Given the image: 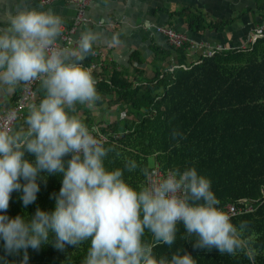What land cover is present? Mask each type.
Instances as JSON below:
<instances>
[{
	"label": "clouds",
	"instance_id": "1",
	"mask_svg": "<svg viewBox=\"0 0 264 264\" xmlns=\"http://www.w3.org/2000/svg\"><path fill=\"white\" fill-rule=\"evenodd\" d=\"M62 26L59 15L30 9L11 14L8 26L0 29V86L39 79L45 91L29 108L26 130L0 129V264H10L9 256L21 257L11 264H29V249L50 245L65 252L88 239L82 264H195L185 251L170 259L153 253L159 243H174L178 222L198 237L194 248L221 254L247 249L252 259L241 239L246 224L238 229L231 222L218 207L211 181L195 167L169 170L166 178L150 180L139 190L123 179L121 169L105 167L111 149L69 114L76 103L99 98L91 70L81 63L97 37L82 32L78 48L72 49L58 44ZM126 166L132 170L136 164ZM51 175L61 184L52 194V210L37 207L29 218L7 214L14 191L27 208L37 200L40 182ZM145 230L153 243L143 239Z\"/></svg>",
	"mask_w": 264,
	"mask_h": 264
},
{
	"label": "trees",
	"instance_id": "2",
	"mask_svg": "<svg viewBox=\"0 0 264 264\" xmlns=\"http://www.w3.org/2000/svg\"><path fill=\"white\" fill-rule=\"evenodd\" d=\"M201 23V18L194 17L191 29L201 30ZM188 47L178 49L176 65L168 68L159 63L172 54L157 50L153 77L130 80L127 72L118 71L116 66L106 77L91 73L98 100L103 99L98 106H103L104 97H111L109 105L119 107L114 123L94 124L93 111L80 103L69 114L76 115L91 133L97 127L109 138L103 144L111 149L104 158L105 167L121 169L123 179L134 189L148 184L149 174L157 167L165 173L195 167L198 174L211 181L219 208L229 204L253 208L231 218L238 229L242 222L246 224L241 239L252 250V259L247 249L221 254L215 249L194 248L198 237L187 233L179 222L174 243L154 247L158 259H170L174 253L185 251L192 254L195 264H264V37L247 50L219 51L189 65ZM93 61L91 51L81 63L89 69ZM36 92L39 104L45 95L41 83ZM28 112L16 122L14 132L26 130ZM70 158L71 154L65 157ZM133 161L136 167L129 170L126 165ZM40 183L37 200L27 208L19 200V193H12L7 209L10 217L24 214L29 218L28 213H34L37 207L52 210L55 200L51 197L59 192L60 180L51 175ZM143 239L154 242L147 230ZM89 247L90 239L65 252L50 245L39 251L29 249V264H82ZM19 259L8 257L10 264Z\"/></svg>",
	"mask_w": 264,
	"mask_h": 264
},
{
	"label": "crops",
	"instance_id": "3",
	"mask_svg": "<svg viewBox=\"0 0 264 264\" xmlns=\"http://www.w3.org/2000/svg\"><path fill=\"white\" fill-rule=\"evenodd\" d=\"M30 9L53 12L62 18L58 42L71 31L78 13L75 5L65 1L44 4V0H0V29L8 26L11 14ZM87 15L92 23L81 25L72 38L77 43L82 32L96 35L91 49L94 58L89 68L91 73L106 77L116 66L118 71L127 72L130 80H137L154 76L157 50L172 54L159 64L167 68L176 65L178 49L159 28L183 33L201 46L200 50L187 53L188 65L207 56L211 47L228 48L225 53L251 48L256 30L264 27V0H93ZM194 17L202 19L201 30L191 29ZM19 94L20 84L12 88L0 86V106H12ZM104 99L102 107L98 103L103 99L85 103L93 111L94 124H112L119 118V107L109 105L113 98ZM122 113L123 118L125 113Z\"/></svg>",
	"mask_w": 264,
	"mask_h": 264
},
{
	"label": "built area",
	"instance_id": "4",
	"mask_svg": "<svg viewBox=\"0 0 264 264\" xmlns=\"http://www.w3.org/2000/svg\"><path fill=\"white\" fill-rule=\"evenodd\" d=\"M54 1H65L75 5L78 9V13L74 19L73 28L69 33H66L62 36L61 41L58 44H63L72 49L78 48V45L73 41L72 34L81 26L92 23V19L88 17V8L90 7L93 0H44V4H49ZM159 32L163 33L169 39L170 44L176 49H181L184 46L188 45V52L198 51L201 49L200 45L194 44L186 35L179 33L173 29L168 28H159ZM264 37V27H261L256 30L253 39L251 40L256 42L258 39ZM253 42V43H254ZM229 50L228 48L218 46L211 47L210 51L207 52V56H213L216 52ZM41 83L39 79L33 80L29 83H19L20 84V94L18 99L11 107L2 106L0 107V129H10L14 132V127L16 122L19 119H23L26 113L29 111V108L32 104H36L38 100V94L36 92V87ZM14 112L15 118L10 119L9 113ZM94 137L100 140L103 144L109 142V138L99 133L95 129L94 133H91ZM97 134V135H96ZM118 138L119 136H115ZM168 172H163L159 167L155 168L148 176V183L150 180H163L166 178ZM225 214H227L230 219L233 217H238L246 212L253 210L252 207L243 209L233 204H229L223 208H220Z\"/></svg>",
	"mask_w": 264,
	"mask_h": 264
},
{
	"label": "rangeland",
	"instance_id": "5",
	"mask_svg": "<svg viewBox=\"0 0 264 264\" xmlns=\"http://www.w3.org/2000/svg\"><path fill=\"white\" fill-rule=\"evenodd\" d=\"M152 164H154L153 160H152Z\"/></svg>",
	"mask_w": 264,
	"mask_h": 264
}]
</instances>
